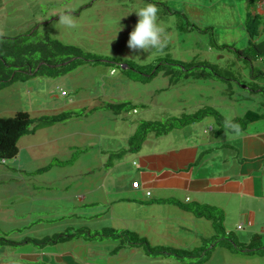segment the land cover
<instances>
[{"label": "rangeland", "instance_id": "obj_1", "mask_svg": "<svg viewBox=\"0 0 264 264\" xmlns=\"http://www.w3.org/2000/svg\"><path fill=\"white\" fill-rule=\"evenodd\" d=\"M145 2L0 0L1 36L12 38L35 30L34 37L37 35L36 40H39V36L47 33L51 38L96 55L104 62L98 65L84 63L57 77L18 79L0 89L2 118L13 117L20 111L27 112L36 121L62 113L72 114L61 122H43L35 133L20 138L15 158L0 161V240L18 242L24 237L42 239L67 232L75 234L77 228H89L92 235H99L101 228L110 227L111 222L106 218L94 219L91 223L86 221L89 214L94 215L96 210L86 207L85 203L91 204L97 200L102 205L110 204L111 197L107 195L109 184L105 178L111 175L112 178L107 180L117 181V176L105 175L106 167L117 169L121 157L117 154L129 147L125 139L126 133L131 132L130 125H138L140 121H164L169 116L181 117L205 107L215 109L226 119L240 118L248 111L264 113V95L249 89L252 87L249 81L250 67L233 52L234 49L247 47L249 36L244 22L245 13L255 8L251 0H152L159 7L164 47L144 52L130 50L126 43L128 34L138 19L133 11ZM65 13L72 15V27L58 22V17ZM117 21L118 25L124 27L116 33ZM166 59L185 64L206 61L232 81L190 76L178 82L185 84L166 89L167 81L164 82L162 72L148 83H138L128 80L124 69L111 64L130 61L140 66H156ZM252 66L264 69L259 61L253 62ZM172 69L178 73L177 68ZM111 71L114 74H110ZM130 75L133 78L142 77L134 73ZM257 79V83L263 86L264 81ZM92 103L94 106L90 107ZM120 103L132 105L134 109L114 113L107 107ZM203 120L207 124L217 125L213 117ZM98 125H117V139L108 140L109 136L103 135L96 137L94 130ZM82 127L90 132L82 136L81 130L78 131ZM146 147L152 148L153 145L146 144L144 149ZM123 155H129V152ZM71 159V163L59 162ZM46 167L45 171L37 173ZM96 184L102 192L94 191ZM88 189L93 192L88 194L84 203L79 202L77 196L80 193L86 196L85 190ZM134 205L126 213L130 217H153L148 206ZM119 206L113 204L110 214L124 213ZM161 214H166L164 208ZM139 223L144 224L143 221H136L135 226ZM226 229L232 233L235 241L244 242L241 239L244 230L237 231L230 225ZM75 237L69 243L81 241L88 235ZM61 244L64 243L42 249L32 245L14 247L2 244L0 264H28L19 258L20 254L28 250L57 253L63 249ZM84 254L89 255L87 251L79 252L82 257ZM210 255L205 264H264L262 254H245L221 245H216ZM42 262H48L43 253L37 258V264ZM156 263L190 264L188 259ZM54 264L58 263L54 261Z\"/></svg>", "mask_w": 264, "mask_h": 264}, {"label": "crops", "instance_id": "obj_2", "mask_svg": "<svg viewBox=\"0 0 264 264\" xmlns=\"http://www.w3.org/2000/svg\"><path fill=\"white\" fill-rule=\"evenodd\" d=\"M253 5L255 8L249 9L245 15L250 12L261 16L263 22L258 38L264 40V0H258ZM112 72L110 74H114ZM162 78L164 82L167 81L166 89L185 84H172L170 76L164 73ZM92 106L93 103L90 104ZM202 120L174 128L161 136L148 132L137 151L121 155L117 169L106 167L105 175L115 174L118 181L107 180L112 178L111 175L105 178L109 184V193L106 194L111 197V202L107 206L97 200L91 204L85 203L86 207L96 210L94 215L89 214L86 221L106 218L111 225L101 228L100 233L106 228L129 231L144 238L152 247L191 250L200 247L205 239H213L215 230L211 221L198 218L184 208L206 205L222 211L226 233H231L226 229L229 225L237 231H245L241 236L244 242L240 243H249L256 235L264 238V119L237 131L220 130L218 124L214 126ZM116 126L98 125L94 130L95 135L109 136L108 140L117 139ZM137 127L130 125L131 132L126 133V144L136 133ZM83 128L78 129L82 136L90 132ZM146 144L153 147L144 149ZM94 191L102 192V189L96 184ZM85 192L86 196L85 193L77 196L79 202L84 203L93 190ZM137 203L148 206L153 217L135 219L126 214ZM113 204L120 205L119 209L124 213L110 214ZM162 208L166 210L165 215L161 214ZM136 221H143L144 224L135 226ZM114 241L87 240L83 237L81 241L63 242V249L57 253L28 250L19 258L28 264H37L41 253L48 260L43 264H54V261L58 264H139V261L140 264H158L156 262L176 259L170 256L153 257L142 247L125 244L122 240ZM85 251L89 255H79V252Z\"/></svg>", "mask_w": 264, "mask_h": 264}, {"label": "trees", "instance_id": "obj_3", "mask_svg": "<svg viewBox=\"0 0 264 264\" xmlns=\"http://www.w3.org/2000/svg\"><path fill=\"white\" fill-rule=\"evenodd\" d=\"M258 0H253L252 3ZM261 16L251 14L245 15L244 28L247 32L248 44L244 49H234L233 52L237 58L250 67L251 77L249 87L253 92H260L264 95V85L260 86L257 83V78L264 81V69L254 68L253 62H260L264 65V40L256 42L259 36V28L262 23ZM184 27V26H182ZM35 30L30 31L26 35H19L12 38L0 35V89L8 86L15 80L25 79L29 77H57L65 75L78 66L84 63L98 65L104 62L100 57L90 53H84L81 49L75 46L65 45L60 41L51 38L47 33L39 36L36 40L34 37ZM117 61L112 65H116L124 69L125 77L131 81L138 83H148L155 75L162 72L170 76L171 83H177L179 80L188 78H218L223 81H232L230 77L222 76L210 63L191 62L185 64L183 62L166 59L159 63V65H144L140 66L132 62ZM173 67L178 69V73L172 71ZM130 73L141 75V78H133ZM108 109L114 113L128 112L134 109L132 105L127 103H120L116 105H108ZM72 116V114H60L50 119L47 117L39 118L37 121L30 117L25 111L17 112L15 116L2 118L0 117V161L13 159L18 154V141L26 134L34 133L35 129L43 122L56 123L61 122ZM206 117H213L219 126L220 130L237 131L243 130L252 122L263 120L264 113H255L248 111L240 118L231 120L226 119L218 111L213 108L205 107L198 110L194 114H187L181 117L170 116L162 122L143 121L138 124L136 133L129 139L128 152L137 151L142 142L145 140L148 132H153L156 135H165L174 128L183 127L188 124L201 121ZM125 151H121V156ZM60 163H71L73 159ZM63 166V165H61ZM48 167L39 169L37 173L45 171ZM169 202V201H168ZM173 202V201H171ZM186 211L192 213L198 218H204L212 222L215 230L213 239H205L202 245L191 250L175 249L170 247H152L142 237L134 233L118 232L114 229L106 228L99 235H92L88 230L83 228L77 229L75 234L61 233L42 239H31L24 237L18 242L1 239L0 245L6 246H22L32 245L37 249H42L46 246H52L60 242L69 241L71 238L80 237L85 234L88 238L85 239H112L122 240L125 244L142 247L145 252L153 257L170 256L177 260L188 259L190 264H205L209 259L210 252L216 245H221L229 250L241 252L245 254H262L264 255V238L259 235L252 237L249 243H240L233 239L231 233H226L223 226L224 215L222 211L209 207L206 205H193L184 208Z\"/></svg>", "mask_w": 264, "mask_h": 264}, {"label": "clouds", "instance_id": "obj_4", "mask_svg": "<svg viewBox=\"0 0 264 264\" xmlns=\"http://www.w3.org/2000/svg\"><path fill=\"white\" fill-rule=\"evenodd\" d=\"M133 12H135L138 19L133 29L128 34V39L126 42L127 47L130 50H138L142 52L148 49H162L164 47V42L161 38L163 28L159 24L158 4L152 2V0H146L142 7L136 8V10ZM118 21L116 33L122 30L124 27L123 25H118ZM58 22L65 25L66 27H72L74 25V19L69 13L60 15L58 17ZM115 37L116 34L113 40ZM138 56L139 55H137V57Z\"/></svg>", "mask_w": 264, "mask_h": 264}, {"label": "water", "instance_id": "obj_5", "mask_svg": "<svg viewBox=\"0 0 264 264\" xmlns=\"http://www.w3.org/2000/svg\"><path fill=\"white\" fill-rule=\"evenodd\" d=\"M126 67H123L122 69H125Z\"/></svg>", "mask_w": 264, "mask_h": 264}, {"label": "bare ground", "instance_id": "obj_6", "mask_svg": "<svg viewBox=\"0 0 264 264\" xmlns=\"http://www.w3.org/2000/svg\"><path fill=\"white\" fill-rule=\"evenodd\" d=\"M113 73V72H112Z\"/></svg>", "mask_w": 264, "mask_h": 264}]
</instances>
